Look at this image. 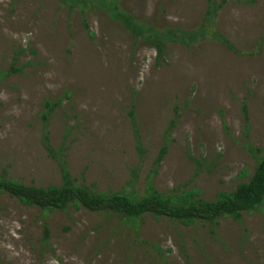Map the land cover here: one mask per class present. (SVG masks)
Segmentation results:
<instances>
[{"label": "rangeland", "instance_id": "374dc122", "mask_svg": "<svg viewBox=\"0 0 264 264\" xmlns=\"http://www.w3.org/2000/svg\"><path fill=\"white\" fill-rule=\"evenodd\" d=\"M119 5L154 26L160 55L90 2L0 0V177L60 184L41 118L43 102L60 98L48 141L77 185L142 194L166 140L152 183L174 200H211L246 181L264 154V0ZM208 8L215 17L200 28ZM0 264H264V203L215 225L146 214L134 231L119 216L45 213L3 191Z\"/></svg>", "mask_w": 264, "mask_h": 264}, {"label": "trees", "instance_id": "16d2710c", "mask_svg": "<svg viewBox=\"0 0 264 264\" xmlns=\"http://www.w3.org/2000/svg\"><path fill=\"white\" fill-rule=\"evenodd\" d=\"M75 1L90 2L95 7L106 12L111 20L119 22L134 39L144 38L155 45L158 55H160L163 41L158 31L154 26L137 20L134 15L123 10L119 5V0ZM213 5V3L210 4L211 7ZM213 12H211V8L207 9L200 28L206 26L209 19L213 21L215 17ZM180 31V29H174L171 33L176 36ZM215 35L220 37L217 33ZM224 42L230 46L227 40H224ZM59 103L60 98L53 101L46 99L43 102L46 111L41 113V118L43 120V144L48 154L59 160L60 184H51L43 187L0 177V192L5 191L9 195L18 198L22 203L36 205L45 213L54 209L65 210L68 205H73L75 207L82 206L90 211L105 213L109 217L119 216L125 221L127 227L130 226L134 231L138 230L139 219L146 214H152L156 217H167L184 223L203 221L215 225L217 219L221 216H230L235 220H239L242 213L260 209L264 203V154L260 150H256L254 153L256 164L251 176L246 181L239 182L234 189L219 192L214 199L206 200L186 196L174 200L172 197L159 192L153 186L152 180L166 153L167 140L161 146L154 160V168L149 171L145 178L142 194L123 190L110 193L95 192L84 185H77L62 158L63 147L54 150L48 141L47 126L49 115ZM243 110L248 126L249 117L245 104L243 105ZM174 123L175 121L172 120L171 125ZM168 136L169 132H167L166 137L168 138ZM135 146L141 158L144 148L141 145L137 131L135 132ZM131 172L132 176L129 182L134 184L137 179L138 168H132ZM48 235V227L44 226V238L47 239Z\"/></svg>", "mask_w": 264, "mask_h": 264}]
</instances>
